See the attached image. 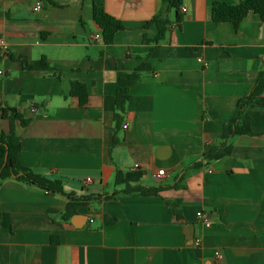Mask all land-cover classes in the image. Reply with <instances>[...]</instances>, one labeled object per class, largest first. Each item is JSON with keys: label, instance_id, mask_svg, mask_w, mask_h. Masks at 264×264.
Returning a JSON list of instances; mask_svg holds the SVG:
<instances>
[{"label": "crops", "instance_id": "crops-1", "mask_svg": "<svg viewBox=\"0 0 264 264\" xmlns=\"http://www.w3.org/2000/svg\"><path fill=\"white\" fill-rule=\"evenodd\" d=\"M238 1L182 0V21L174 23L170 11L156 44L149 41L157 29L144 26L162 0H0V38L8 46L0 53V132H10L1 109H16L29 120L26 127L14 121L20 164L60 180L65 194L100 196L63 221L66 196L3 182L0 264H264V108L245 109L253 135L232 138L230 155L187 170L219 144L223 125L264 71L259 16L250 13L238 28L211 19L213 3ZM94 7L124 27L111 44L93 39L100 34ZM41 58L49 71L21 63ZM142 63L149 68L129 87L116 130V75ZM72 82L86 86L84 106L70 96ZM114 135L119 142L111 147ZM136 170L142 186L164 189L105 199L121 188L116 171Z\"/></svg>", "mask_w": 264, "mask_h": 264}, {"label": "trees", "instance_id": "trees-1", "mask_svg": "<svg viewBox=\"0 0 264 264\" xmlns=\"http://www.w3.org/2000/svg\"><path fill=\"white\" fill-rule=\"evenodd\" d=\"M182 0H162V7L159 12L148 22L144 28L155 26L157 29L156 37L149 41L160 43L164 40L167 27L171 24L168 14L174 12V23L179 24L182 21L180 8ZM259 16L264 22V0H240L233 5L223 2H215L211 7V19L215 23H229L234 28H238L240 23L250 14ZM93 21L100 29V35L104 44L113 43L114 37L118 32L124 30L122 24L115 18L108 15L102 8H93ZM3 56L0 55V63ZM28 71H49L51 68L45 58L33 62H21ZM145 63L140 64L133 72L129 74L118 73L116 75V83L119 88L116 91L113 100V121L116 130H119L127 110L129 101L128 89L130 86L137 84L144 73L148 69ZM70 96L77 97L80 106H84L87 102L88 94L86 86L80 82H72L70 85ZM238 112L236 117L225 123L219 135V144L217 146H208L203 153L202 160L193 164L187 170L198 169L207 164L217 161L223 157L230 155L232 147L229 141L236 136H252L251 120L246 112L247 107L264 108V71H261L255 81L252 91L245 97L241 98L237 104ZM2 118L10 123V132L5 134L0 132V186L8 180H15L27 186L36 187L52 195H63L69 200L66 209L61 214L63 221L69 219L75 213L76 208L85 205L88 201L98 199L100 196L79 197L73 194H65L63 185L60 180H50L37 174L20 164L17 153L19 151L18 137L15 135L14 121L19 120L22 127L29 124V120L23 119L21 114L14 108L5 107L1 109ZM119 142L117 135H114L111 147H115ZM144 173L133 171L122 173L116 171L114 175V186L121 187L115 190L105 199H112L114 196L121 194L124 196L151 197L157 196L164 187L161 186H142L141 179ZM184 177L182 174L181 178ZM4 212V208L0 205V219Z\"/></svg>", "mask_w": 264, "mask_h": 264}, {"label": "built area", "instance_id": "built-area-1", "mask_svg": "<svg viewBox=\"0 0 264 264\" xmlns=\"http://www.w3.org/2000/svg\"><path fill=\"white\" fill-rule=\"evenodd\" d=\"M37 10H39V6L36 4V6H34V8H33V11L34 12H36ZM186 8L185 7H181L180 8V12L181 13H186ZM93 39L94 40H101L102 39V37H101V35L100 34H95L94 36H93ZM7 51H8V46H7V44L4 42V40H2L1 38H0V53L1 54H6L7 53ZM0 75H2V72H0ZM123 129H127V125H123ZM164 175V170H159L158 172H157V174H156V177L157 178H161L162 176ZM87 181H90V179H87ZM197 218L198 219H200L202 222H203V224L205 225V227H208L209 226V222H208V220L201 214V213H197ZM195 245L196 246H200V242H199V240H196L195 241ZM215 258L216 259H221V255H220V253L219 252H216L215 253Z\"/></svg>", "mask_w": 264, "mask_h": 264}, {"label": "water", "instance_id": "water-1", "mask_svg": "<svg viewBox=\"0 0 264 264\" xmlns=\"http://www.w3.org/2000/svg\"><path fill=\"white\" fill-rule=\"evenodd\" d=\"M72 224L76 226V224H74V223H72Z\"/></svg>", "mask_w": 264, "mask_h": 264}]
</instances>
